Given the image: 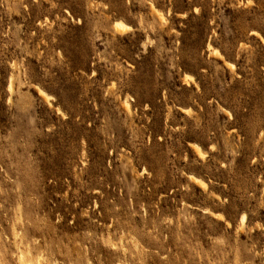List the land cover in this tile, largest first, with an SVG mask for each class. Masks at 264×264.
<instances>
[{
	"label": "rangeland",
	"instance_id": "1",
	"mask_svg": "<svg viewBox=\"0 0 264 264\" xmlns=\"http://www.w3.org/2000/svg\"><path fill=\"white\" fill-rule=\"evenodd\" d=\"M0 264H264V0H0Z\"/></svg>",
	"mask_w": 264,
	"mask_h": 264
},
{
	"label": "bare ground",
	"instance_id": "2",
	"mask_svg": "<svg viewBox=\"0 0 264 264\" xmlns=\"http://www.w3.org/2000/svg\"><path fill=\"white\" fill-rule=\"evenodd\" d=\"M162 15V14H161ZM159 16H160V14H159ZM161 17V19L163 20V18H164V16L162 15V16H160ZM159 17V18H160ZM163 21H165V20H163ZM114 28H115V30L116 31H118V32H126L127 30H129V29H131V26H129L128 24H126V23H124L122 20L120 21V20H118V21H116L115 20V22H114ZM209 47V46H208ZM210 48V47H209ZM215 55H218L219 57H222V56H220L221 54L218 52V51H214L213 52ZM229 66H230V68L232 67L233 68V65H231V63H227ZM184 78L185 79H188V80H190V79H193L191 76H184ZM10 79H11V77H10ZM12 80V79H11ZM186 82H188V81H186ZM12 86H13V84H12V81H10L9 80V85H8V89L10 90V91H12ZM36 89H37V91H38V93H39V95L40 96H42L43 98H45L46 100H50V96L44 91V90H42L40 87H38V86H36ZM126 101V100H125ZM124 100H123V102H125ZM127 103H129V102H126V104ZM128 105V104H127ZM129 106V108H130V104L128 105ZM128 108V109H129ZM182 110H184V109H182ZM228 113V112H227ZM230 114V113H229ZM228 114V115H229ZM231 116V115H230ZM191 146H193V148H194V150L196 151V153L198 154V155H200L201 157H203L204 156V153L202 152V150L200 149V147L198 146V145H195V143L193 144H191ZM204 158V157H203ZM188 176H189V179L191 180V181H193L194 183H198V184H202V186H206V184H204V181H202V180H200V178H197L195 175H193V174H188ZM243 221H244V217H242L241 218V223H243ZM244 224V223H243ZM242 225V224H241Z\"/></svg>",
	"mask_w": 264,
	"mask_h": 264
}]
</instances>
